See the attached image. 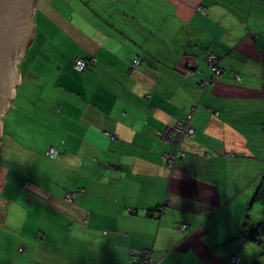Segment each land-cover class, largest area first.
I'll list each match as a JSON object with an SVG mask.
<instances>
[{
	"label": "crops",
	"instance_id": "1",
	"mask_svg": "<svg viewBox=\"0 0 264 264\" xmlns=\"http://www.w3.org/2000/svg\"><path fill=\"white\" fill-rule=\"evenodd\" d=\"M155 4L161 8L146 13L105 10L96 23L86 13L77 26L38 0L36 18L47 29L15 97L26 116L20 152L0 165V227L8 226L3 238L13 247L0 263L132 264L131 249H141L155 264H225L218 252L240 250L251 234L243 228L248 206L260 202L264 213L246 189L247 177H264V0ZM118 12L139 19L142 31ZM134 49L159 62L130 71ZM205 50L221 56L224 69L206 93L196 87L209 74ZM48 51L65 58L54 68L41 57ZM76 58L92 62L84 73ZM188 64L197 70L191 79ZM193 107L189 165L172 171L157 132ZM204 150L215 152L208 161ZM254 161L263 167L253 173ZM223 172L229 178L218 183Z\"/></svg>",
	"mask_w": 264,
	"mask_h": 264
},
{
	"label": "rangeland",
	"instance_id": "2",
	"mask_svg": "<svg viewBox=\"0 0 264 264\" xmlns=\"http://www.w3.org/2000/svg\"><path fill=\"white\" fill-rule=\"evenodd\" d=\"M155 1L156 0H119L117 6H114L112 5L113 0H44V2L47 3V5L51 4L52 9L56 11L57 18L64 20L62 17L64 15L67 18V23H71L77 26L82 23L84 24L86 13H90L91 15H93L91 16L93 17L91 20L96 23L97 16L94 15L100 16L101 12L104 13L105 10H110V9L115 10L117 7L119 8V10L122 11L141 10V11H145V13L148 10L161 8L160 5L155 4ZM37 14H39V8H37ZM45 22L46 21L42 17L38 15L36 18L35 15V25H36L35 36L37 32V39L36 40L34 39V42L29 52L27 53V56L18 65L21 75H25V68L27 67L28 62L32 60L33 55H35L36 50L38 48V43H42L40 28L42 27V29L44 30L47 29ZM59 41L61 40H58L57 42ZM41 57L47 60L48 62H51V65L55 68L57 67L56 64L60 63L59 58L60 57L65 58V55H60L59 52L53 53V51L50 52L48 51L45 54H43ZM38 71H41V68H38ZM37 74H39V72ZM18 88L16 90V94L19 91ZM9 112H11L10 115H8ZM25 118L26 116H23L18 109V101H16V99H13L10 104L9 111L3 116V124H2L3 135L1 142L2 147L0 152V165L7 164L6 156L15 154V152L17 153L20 152L21 133H22V130L20 129V124L21 121L24 120ZM12 121L17 125L16 128L9 127V124H11ZM9 143L15 144V146L13 147L14 151L10 149ZM263 164L254 161L252 165L253 173L256 168L258 171H260L261 168L263 167ZM240 168L241 167H238L239 170H241ZM247 183L248 186L246 187V189H252L253 192L252 197H254L256 191L259 189L258 201L262 200L264 202V177L255 176V174H252L249 178L247 177ZM257 203L260 202H254L252 205L248 206L250 207L253 221H259L264 214L263 212H259V210L257 209L256 207ZM0 207H1V203H0ZM7 228L8 226L6 228L0 227V237H1L0 256L2 258L6 257V252L13 251L11 242L3 238V236H6V234L10 232V230H8ZM246 247H247L248 255L258 254V256L256 257V261L259 262H254L253 264H264V244L261 246L260 243L257 244L249 243L248 246ZM20 251H22V249ZM0 264H5V263L1 262Z\"/></svg>",
	"mask_w": 264,
	"mask_h": 264
},
{
	"label": "trees",
	"instance_id": "3",
	"mask_svg": "<svg viewBox=\"0 0 264 264\" xmlns=\"http://www.w3.org/2000/svg\"><path fill=\"white\" fill-rule=\"evenodd\" d=\"M118 13L121 17H116L117 19H122L126 22V25H131L132 27H135L137 30L139 29L140 31H142V24L140 23L139 19L134 18L132 20V18L128 17L125 13H124V15L121 14L120 12H118ZM149 39L156 40L154 36L153 37L151 36ZM165 41L166 40H163L162 42L159 41V42H160V44L163 45V43ZM144 51L145 50H142V49H134V52H130L134 56V58H132V60H131L132 63L130 65V71H133V69L140 68V66H142V64L145 61H149L150 63L159 62V60H157V56L149 55L147 53H144ZM167 51H169V50H163L162 52H159V53H163V58H164L166 55L165 52H167ZM159 53H156V54H159ZM205 54L206 55L204 56V60L206 61L207 65H208L209 74L206 75L201 80H199L196 84V87L201 89L204 93H206L214 85L216 79H219L220 77H222L224 75V69L221 65L223 58L221 56L213 53V52H208L206 50H205ZM77 59H79V58L75 59L74 67L76 65ZM82 59L87 60V62L89 64L83 72H79L75 68L76 71L79 73H84L92 63L87 58H82ZM187 67H188L187 76H188V78L191 79L194 77L197 70H195L191 64H188ZM233 72H234V80H235V78H236V80L240 79L238 73H236L235 71H233ZM195 111H196V108L193 107V110L191 109V111L187 113L186 118H184L183 120H180V121L186 122L191 114H192V119H193ZM180 121H178V122H180ZM190 126H191V123H190ZM191 128H192V126H191ZM165 130H166V128L160 133L157 132V137L161 138L164 142H166L169 145V149L166 151H163V153L161 154V158H162L163 162H165V164L167 166H169V168H171L172 171H175V169L180 165L179 164L180 162H182L185 166H188L189 164L186 162V159L189 157L190 153L188 150H186L185 144H186V141L189 140V138L193 137L194 133L192 135H188V134L182 135L181 137L178 138V140L175 141V143H169L168 141H165L163 139L162 134L165 132ZM106 135L111 139H116L114 134H112L110 132H106ZM172 140L174 141L175 138L173 137ZM166 143H164V144H166ZM51 148H53V147H51ZM150 151L151 152L155 151V148H151ZM55 152H56V156H57L59 154V152L56 149H55ZM213 153H215V152H212V154H211L210 151L208 153V151L204 150V153L201 155V157L207 159V161H208L214 156ZM216 153H217V151H216ZM217 154H220V153H217ZM227 155H229V154H227ZM215 156H217V155H215ZM220 157H223V156L220 155L219 158ZM189 170H190V167H189ZM226 175L227 174H225V172H223L215 181H218V183H223L225 179L229 178ZM235 179H237V178L232 177L233 181ZM233 181H230L229 184H231ZM226 182L227 181H225L224 184H220V185L222 187H223V185H228ZM80 192H82V190ZM71 195H74V194H70V196ZM256 198L258 199V197L255 194L253 199H256ZM70 201H72V199ZM160 208H162V207H160ZM163 211H165V210H163ZM245 216L246 217H244V218L246 221L244 222L243 228H245V230L251 231V234H250V236L248 235L244 238V241H243L242 245L240 246L242 249L240 248V250L238 249L236 252H233V251L226 252L223 249H221L220 252H218L224 259L226 258L225 264H232L231 260L233 257H235V258L237 257L239 259L237 264H243V259L246 262V264L252 263V261L254 259H256L258 254H255V255L254 254L253 255L246 254V255L242 256V254H244V251H245L244 247L248 246L249 243H251V244L260 243L261 246L264 244V220H259L258 223H254V221H251L252 215H251L250 209L247 210ZM183 227L186 228L185 231L187 232L188 227L186 225H183V224L177 225V228H180L181 230H183ZM131 250H134V249H131ZM137 250H141V249H137ZM130 259L132 260L131 255H130ZM132 261L134 263V260H132Z\"/></svg>",
	"mask_w": 264,
	"mask_h": 264
},
{
	"label": "water",
	"instance_id": "4",
	"mask_svg": "<svg viewBox=\"0 0 264 264\" xmlns=\"http://www.w3.org/2000/svg\"><path fill=\"white\" fill-rule=\"evenodd\" d=\"M38 0H0V152L3 116L20 85L18 65L35 39Z\"/></svg>",
	"mask_w": 264,
	"mask_h": 264
},
{
	"label": "built area",
	"instance_id": "5",
	"mask_svg": "<svg viewBox=\"0 0 264 264\" xmlns=\"http://www.w3.org/2000/svg\"><path fill=\"white\" fill-rule=\"evenodd\" d=\"M88 64L89 63L87 62V60L79 58L76 60L75 68L79 72H83L88 66ZM191 120H192V114L190 115V117L187 119L186 122L180 121L176 124V126L167 128L165 132L162 134L163 139L165 141H168L169 143H175V141L178 140V138L181 137L182 135H185V134L192 135L194 133V130L190 126ZM173 137L175 138L174 141L172 140ZM47 155L50 158H55L56 157L55 148L48 149ZM71 198L72 196H69V200H71ZM185 229L186 228L183 227L184 231ZM130 255H131L132 260H134L133 264H155L152 254L148 250L134 249V250H131ZM238 261L239 259L237 257L236 258L233 257L231 260V263L237 264Z\"/></svg>",
	"mask_w": 264,
	"mask_h": 264
},
{
	"label": "clouds",
	"instance_id": "6",
	"mask_svg": "<svg viewBox=\"0 0 264 264\" xmlns=\"http://www.w3.org/2000/svg\"><path fill=\"white\" fill-rule=\"evenodd\" d=\"M149 251V250H148Z\"/></svg>",
	"mask_w": 264,
	"mask_h": 264
}]
</instances>
